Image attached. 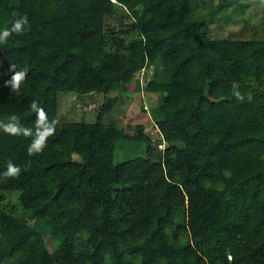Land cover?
<instances>
[{"label":"trees","instance_id":"trees-1","mask_svg":"<svg viewBox=\"0 0 264 264\" xmlns=\"http://www.w3.org/2000/svg\"><path fill=\"white\" fill-rule=\"evenodd\" d=\"M14 12L30 27L0 44V121L33 128L35 100L58 123L32 157V137L0 130V173L22 169L0 181V264H264V39L213 37L191 0H0V31ZM145 65L160 136L135 125L144 155L114 161L116 122L58 119L60 91Z\"/></svg>","mask_w":264,"mask_h":264},{"label":"rangeland","instance_id":"rangeland-1","mask_svg":"<svg viewBox=\"0 0 264 264\" xmlns=\"http://www.w3.org/2000/svg\"><path fill=\"white\" fill-rule=\"evenodd\" d=\"M191 6L194 16L210 19L208 25L213 37L264 39V7L260 5V0H191ZM152 68L151 65L137 68L128 78L114 81L108 92L60 91L58 119L94 121L99 118L103 122H116L124 126L129 136L117 141L114 161L144 155L147 142L132 138L135 125L143 124L151 142L160 136L152 115L157 96L145 89ZM5 194L7 201L18 202L16 193L7 191ZM46 243L49 249L55 246L51 238H47ZM4 264L11 262L5 261Z\"/></svg>","mask_w":264,"mask_h":264},{"label":"clouds","instance_id":"clouds-1","mask_svg":"<svg viewBox=\"0 0 264 264\" xmlns=\"http://www.w3.org/2000/svg\"><path fill=\"white\" fill-rule=\"evenodd\" d=\"M260 5L264 7V0H260ZM14 19L11 28H5L0 31V44L7 43V40L13 34L22 35L26 31V26H29V20L26 14L20 15L18 13H13ZM13 74L11 78L5 81V86L9 87L13 92H19L20 85L24 82L27 77V70H16L15 65H10L9 69ZM232 95L239 101H244L247 98L251 101V93L247 94L245 97L238 88L234 89ZM30 108L33 113L36 114V120L33 128H27L21 125L19 118L16 115H12L7 122L0 121V130L11 136H24L32 137L30 144L27 147V155L37 156L43 152L45 147H47V141L49 137L55 135L57 120H49L46 111L42 106L38 104L37 101L33 100L30 103ZM30 166L31 161L27 162ZM27 167L24 171H27ZM22 169L14 165L12 162L7 164L5 171L0 173V181H6L8 179H17L21 174ZM231 259V257H229Z\"/></svg>","mask_w":264,"mask_h":264}]
</instances>
